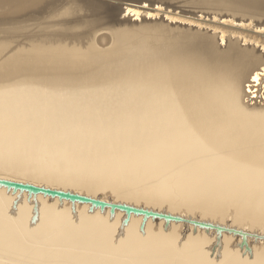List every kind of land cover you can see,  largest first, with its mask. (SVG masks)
Here are the masks:
<instances>
[{"label": "bare ground", "instance_id": "6f19581e", "mask_svg": "<svg viewBox=\"0 0 264 264\" xmlns=\"http://www.w3.org/2000/svg\"><path fill=\"white\" fill-rule=\"evenodd\" d=\"M244 2L264 9V0ZM184 36L185 47L154 46L232 58L239 71L211 61L208 74L218 80L154 72L149 66L130 71L138 66L133 64L123 74L105 73V63L117 55L107 60L112 51L98 48L99 53L37 49L10 56L27 66L0 75V179L85 190L90 197L108 190L122 202L183 209L195 221L225 222L251 235L241 238L196 224L183 225L179 234L175 229L182 224L157 217L168 226L160 225L156 233L152 217L122 218L111 207L104 211L84 202L80 210L77 201L48 203L41 193L29 202L3 185L0 264H264V252L257 251L264 244V100L250 103L264 88L259 53L264 40L256 47L235 41L219 50L211 44L203 48L190 33ZM146 46L153 45L146 39L140 48ZM129 51L121 54L131 61L146 58L132 59ZM159 53L149 50L144 56ZM89 69L96 70L89 79L72 76ZM223 70L229 74L214 73ZM18 75L26 76L11 80ZM238 239L255 250L227 246Z\"/></svg>", "mask_w": 264, "mask_h": 264}, {"label": "rangeland", "instance_id": "374dc122", "mask_svg": "<svg viewBox=\"0 0 264 264\" xmlns=\"http://www.w3.org/2000/svg\"><path fill=\"white\" fill-rule=\"evenodd\" d=\"M219 1L218 0L217 1L216 0H99V1L98 0H0V75H6L11 73L16 74L24 70V68L27 66L26 63L20 60L12 61L9 58L10 56L18 53L19 51L24 52V51L38 49V50L54 52L58 50L88 51L92 49L94 51L97 50L107 51V52L112 51V55H107V60H111L113 59V55H117V58L115 60L105 63L107 69L105 73L123 74L127 70L128 66L130 64H133L138 66L131 67L130 71H134V69H136V72H138L137 70L138 68L149 66L151 70L154 69V72L158 70H164L165 72H169L171 74L185 73V75L189 79H199V78L207 77L210 79L218 80L220 78H218L217 75L208 74L213 66L212 63L209 62L211 61L222 62L216 66L218 68L229 69L233 72H237L239 71V69L236 66H232V63H235L237 66H239L234 59L230 58L226 61H223L221 60V58L209 57V55L206 53H198L196 51H187L183 53V52H177V49L175 48L168 49L164 47H156L154 45L158 46L162 44L178 43L181 46L185 47L184 35L187 33H190L194 37H196V40L199 41V43H201L204 46L203 48L210 47L211 44V46L215 45V47L219 50H226L232 44V42L235 41H237L241 45L250 44L251 42L250 46L256 47V44L259 43V41L262 42L264 40V9H261L260 7L258 8L255 7L256 6L254 4L255 2L252 1L249 2L253 3L255 6L251 3L246 4L244 2L245 0L243 1L221 0L220 2ZM200 3L201 5H199ZM229 8H231L230 10L232 11H230ZM231 12L232 14H230ZM244 13L245 15L243 16L242 14ZM228 23L230 25H228ZM222 34H224V36H222ZM117 35L120 37L118 38ZM146 39H147V43L149 44L151 43L153 45L151 49L149 48V46H146L145 48H140V44L146 43ZM243 39H245L244 40L245 43H243ZM177 41H179L180 43ZM113 42L117 44H114ZM122 43L124 44V46L122 45ZM117 45H119V47ZM129 48H130L129 55L132 59H134L135 57H146V58L140 61H131L127 59L123 54H121V52ZM154 48H159V49L155 50ZM149 50L160 53L154 56H152L151 54L144 56V54H146ZM98 51L96 53H99ZM259 53L264 54V47H261L259 49ZM20 54H24V53H20ZM95 72L96 70L89 69V72L87 73H80L72 76H76L75 80L89 79L92 76L91 74H95ZM214 73L222 74V75L229 74V72L225 70H223V72L220 71ZM206 74L211 76H205ZM25 76L26 75L14 76L15 78H11V80H16L18 77H19L18 79H20ZM260 76L264 78V74L263 75L261 74ZM0 80H3V78H0ZM263 84L261 85V87H264ZM258 92L252 95V97H256V98L250 101V103H255L256 99H257L256 103L258 102L261 103V101L263 102L264 88H262ZM258 94H260V96ZM0 180H4V179H0ZM9 181H13V180H9ZM16 182L22 183L23 181H16ZM23 183L33 184L43 188L48 187L50 189H56V190L59 189L51 186L46 187L40 184L37 185L36 183H31L30 181H26V182L24 181ZM3 185L4 187H8L9 189L15 188V187H11L10 185H5L3 183H0V187ZM14 191L16 192V194H18V196L22 194L20 197L27 195L25 199L28 198L26 199V201L29 202L31 200L30 197L33 194L39 195L41 193L40 196L44 195L47 198L46 200L48 201V203H50L52 200H53L52 202H54L55 200L57 201L59 200L58 202L60 204L62 201L64 200L66 201L68 199L65 203L69 205L70 202L72 204L75 203V201H77L80 210L83 208V205L85 204L87 205L89 203L92 206L101 207L102 210L108 208L110 209L111 207L113 212L116 211L114 214L117 213L123 214L121 215V217L122 216L125 217V215L126 217H128L129 215L132 214H140L144 217V219L147 217H152L155 219L157 217L158 220H160L159 218L165 219L166 220L165 223L169 222V224H172L171 222L175 221L174 223L182 224V226L188 224L189 225L191 224L190 226H192L196 224L203 226V228L206 227L214 228V230L216 231L219 230L221 231V233L225 232L235 235L239 234L241 238L251 235L250 233H248L249 231H245V229H242L241 227L240 228L230 227L231 225H227V224L225 225V222L220 224L219 226L218 224H212L211 221H207V220L206 221L199 220V222L198 220L195 221V219L189 218L187 216L188 212L184 211L183 209H178V211L175 212H169L168 208L164 206L161 208L160 207L155 208L150 206L148 207L144 202H139V203L130 202V204L129 202H122L121 200L116 199V196H114L115 194L108 190L98 193V195L96 194L97 196L91 195V198L93 197L97 201L105 202L106 203L105 205L100 204V202H88V201H81L76 199L74 200V199H69L67 197L66 198L61 197V195L56 196L54 194H49L46 192L44 193L40 191L34 192L27 189L26 191L25 189H23L22 191V189L19 188H15ZM59 191H64V190L59 189ZM67 192H69V190H67ZM74 192L79 195L90 197V195L85 190L76 191L74 189H71L70 193H74ZM110 194L112 195L110 196ZM108 195L110 197H108ZM113 196L114 198H111ZM57 201H55L54 203H56ZM114 201L117 203H115ZM83 202L85 204H83ZM111 202L114 204H112ZM98 204L100 205L98 206ZM117 205L121 207H118ZM13 209L14 207L11 210ZM112 211L111 213H113ZM166 211H168L169 214H167ZM180 211L181 212L183 211V213H180ZM173 213L176 214L174 215ZM193 214H197V215L199 214L201 216L203 215L200 211H193ZM183 215L185 216L183 217ZM228 219H231L232 222H234V218L232 216H230ZM228 219H226V221H228ZM155 222H154L153 231L156 233L159 231L158 229L160 225L168 226L165 223L159 224L156 221V219ZM182 226L178 230L175 229V231L180 234L182 230H185L184 228L185 226L183 227ZM258 227L261 226L259 225ZM238 240L239 241L234 240L232 242L230 240L226 244L229 248H234L242 245L245 248H248L249 250H255L253 244L251 243L247 244L246 241L243 242L240 239ZM238 242L242 244H239ZM38 243H42V242H38ZM260 246H262V249H257V251L264 252V248H263L264 244H260Z\"/></svg>", "mask_w": 264, "mask_h": 264}, {"label": "water", "instance_id": "95a60500", "mask_svg": "<svg viewBox=\"0 0 264 264\" xmlns=\"http://www.w3.org/2000/svg\"><path fill=\"white\" fill-rule=\"evenodd\" d=\"M0 183H3L5 185H10L11 187L19 188V189H27L31 190L34 192H46L49 194H54V195H61L62 197H67L69 199H76V200H81V201H88V202H100V204H106L105 202L97 201L91 197H86L83 195H79L76 193H70V192H64V191H58L56 189H50V188H43V187H38L33 184H24L21 182H16V181H6V180H0ZM118 207H121L117 205Z\"/></svg>", "mask_w": 264, "mask_h": 264}, {"label": "snow or ice", "instance_id": "6c2138e0", "mask_svg": "<svg viewBox=\"0 0 264 264\" xmlns=\"http://www.w3.org/2000/svg\"><path fill=\"white\" fill-rule=\"evenodd\" d=\"M253 79H255L257 83H259V77H254Z\"/></svg>", "mask_w": 264, "mask_h": 264}]
</instances>
